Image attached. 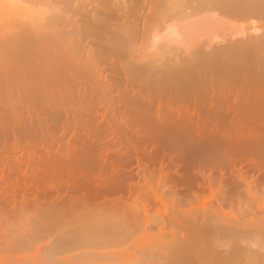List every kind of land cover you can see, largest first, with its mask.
Returning <instances> with one entry per match:
<instances>
[{
	"label": "rangeland",
	"instance_id": "obj_1",
	"mask_svg": "<svg viewBox=\"0 0 264 264\" xmlns=\"http://www.w3.org/2000/svg\"><path fill=\"white\" fill-rule=\"evenodd\" d=\"M230 1H234V0H226V3ZM236 1L243 2V1H254V0H236ZM15 2H18V3H15ZM15 2L14 3L16 4V6L17 4H19L17 8L11 7V9H9L8 11L6 9H2V11H0V16H1L0 17V49L13 48V49L34 52L36 53L34 55L35 57L34 60L37 63H40L43 60L48 59L54 65L57 66L59 64H62L61 63L62 60L60 59L63 58L67 60L66 62L68 63L70 68L68 67L69 69L66 70V73L63 75V77H61L58 80L63 81V82H68L69 88L77 96H80V95L81 97L88 96L87 99L89 98V99L96 100L97 98L95 99L91 97L94 94L95 95L94 97L98 96V100L103 99L104 100L103 102H105L106 100L110 102L111 104L110 103L109 104L113 108L112 107L109 108V110L111 111L109 112V115H113L114 113L117 115L118 114L120 115L124 113L127 116H131L135 120L142 116L141 118L145 117L144 122H147L149 121V117H148L149 114L150 116L151 114L153 116L154 112L156 111V109L154 110V108H157L158 107L157 105L159 103L169 104V103L183 102L181 104H184L185 102L191 101L194 97H196L197 93L200 96L201 92L203 93V91H205L206 89H210L212 87L217 88L218 86L222 87L224 85L233 86L234 88L239 89V90L244 89L246 90L247 93L251 94L255 92L256 88L258 87V84L260 83L264 84V82H238L239 78L235 77V75L242 74L241 70L228 69L226 68V65L225 67L223 65L224 64L223 57L225 58L228 57V54H226L227 51L233 48L232 45L235 46L239 43L238 39H240L242 35H245V34H255V35L263 34L264 35V10L249 13V14L229 12V11H226V9L223 7L225 3L224 0H15ZM206 6H209V7H206ZM207 8H210V9H207ZM238 32L240 33L238 34ZM70 49L72 50L74 49L73 51L77 50L76 51L77 60L70 58L71 56L69 55V53H67V51L68 50L70 51ZM178 51L180 53H178ZM30 56L32 57L33 55H30ZM247 59H250L249 55L247 56ZM221 60H222V63H221ZM38 67L41 68V66H38ZM255 72L250 74L252 79L261 77L262 74H264L262 73L264 71L260 72L261 74H258V73L255 74ZM12 78H13V81L15 82L16 78L14 77ZM29 78L35 79L36 80L34 81L36 82L35 87L38 86L35 88L36 92L38 93V95L36 93L37 96H35L36 99L38 98L37 101H35L36 99H33L32 97L28 98V96L30 97L29 94L26 95L27 96L26 98H28L27 100L34 103L32 104V105H35L34 111L32 112L31 116L25 113L27 116L24 114L23 116L24 120L21 119L22 122L21 120L19 122L17 121L16 123L12 122L11 125L8 126L10 127L9 131L10 129L12 130L13 127L15 126L14 124H16L12 132L17 131V133H21L19 134V137L22 138V140L27 141L30 138H31L30 140L33 139L32 141L35 144H37L35 140H37L39 144L42 140H45L46 138L47 139L49 138V140L52 139V137H54L52 134L56 131L60 132L59 133L60 136L56 132L55 136L58 135L59 137L58 136L54 137V139H52L53 143H54V140H56V143L59 142L60 140L61 141L66 140L65 138H68V137L67 135L65 137L63 134V128L65 126V124L63 123H66L69 121L68 111H66L67 110L66 104L64 103L62 104L61 100L58 101L57 98H53L49 95H46L47 93V91H45L46 87H45V84L42 83L44 81L43 80L44 78H42L43 81L40 80L41 77L39 75H33V76H30ZM1 90H2L1 91L2 94L3 93L9 94L11 93L10 91H12V86H10V84L1 86ZM23 94H27V93L23 92ZM137 104H141V105L139 106ZM148 104H149V107H148ZM0 107H2V109L0 108L1 109L0 112L2 111L1 113L3 115L7 113L9 116H11L12 114L11 106L9 108L8 105H0ZM146 107H148L149 110L151 108L153 112L152 113L149 112V114L147 115L148 108ZM140 113L142 114L141 116H140ZM6 116L7 115L5 114V117ZM40 117L41 118L43 117L42 119L44 122L41 121L42 119ZM65 117H68V118H65ZM7 119L9 123L10 122L9 117H7ZM139 120L137 122H140L141 125H145L148 123V122L147 123L143 122L144 124H142L143 120L142 119H139ZM59 122H62L61 125L59 124ZM57 125L59 129L57 128ZM52 126L55 127L54 130ZM186 127L184 128V125H180V126L175 127L171 132H168V133H165L166 130H163V127H161V131H162L161 134L162 133L163 134L159 135L160 138L162 137L161 139L164 144L166 143L167 146L171 144L170 146L172 150H173V147L175 148L173 152L175 154L177 153V155L175 156L177 158L176 160H178L177 161L178 164H171L169 161H164L161 164L160 161L158 162L155 161L156 163H158L156 165L154 161L151 163L149 159H152V158H150L148 155L149 157L148 159L146 154H145L146 156H143V154L140 155L143 158H145V159L142 158V161L144 160V163L150 169L154 168L152 170L153 172H156L159 174L162 171L164 172L166 176L165 178L166 186H164L165 189L170 190V191H177V192L180 191V193L183 192L185 195H187V190L189 193L190 191H193L195 189L194 187L198 188L197 179L198 181L199 180L201 181L200 171L203 170L205 172H211L213 176L215 177V179H218L217 181L219 185H220L219 181H222L221 183L223 185L222 184L220 185L221 190L226 191V193H228V196L230 195V197H232V199L228 197L227 200L229 199L230 201L234 202L232 209L235 211H232L231 209L230 210L231 212L234 213L235 216L233 215V213H232L233 215L232 216L231 212L230 213L227 212L226 214L228 213L229 214L227 216L224 215L225 217L223 216L224 217L223 220L225 219V221H227L226 223H228L227 225H229L230 223H232L230 225H233V229L231 230L229 229L230 232L228 233L226 232V234H224L225 233L224 232L222 235V233L218 234V232L213 230V232H215L214 233L215 237L216 238L218 236L219 237L217 239L211 238L213 240L210 239V237L212 236H209V239H201L202 244H201V241L198 244L197 243L198 241L193 240L195 242L194 243L191 240H187L191 238L190 235H189L190 237L188 236L189 238L186 237L188 233H186L183 238V235H181L180 232L177 233V231H175L174 233H172V236L170 235L171 232L170 233L166 232L167 234L163 235L164 238L163 237L161 238V236H159L160 240L162 241V242L160 241V245H157L159 243L155 241L153 242L155 243V248H154L153 247L154 245L152 243L153 246L151 245V248H150L151 250H152V247L154 248L152 251L149 249L150 245L147 243L146 244L140 243L142 245L140 246L139 244L138 246H135L136 248L134 246H131V247H134L135 249L133 250L132 248H130L132 251L128 247L130 245H128L126 252L128 253L130 250L131 253L133 252L135 254V255L134 254L132 255L130 253L128 256L129 258H128L125 254L123 257V254H122L126 250L124 249V245L125 246L127 245L126 239L124 240L125 242L124 243L122 241H119L120 237H117L119 238L118 239L119 242H117V247L115 243L112 244V247H111V242L113 238L111 240L110 238L112 235L108 239L110 241L109 243L110 245L109 244L107 245L105 241L107 240L108 236L106 237V235H104L105 234L104 232H106V230L104 232L102 231L104 234H101L102 232L100 233L99 231L103 229L102 227L97 228V229L93 228L95 230L93 232L97 233V235L98 234L99 236L100 234L104 235V236H100V238L104 237L102 240L106 239L105 241H103L105 244L99 238V242H98V239L95 241L99 246L96 243H94V241L92 242L93 244L90 242L91 243V244L89 243L90 245H86L88 243V242L85 243L86 241L92 240V239L87 240V234L88 233L90 234V232L92 234V230H93L91 229V227H88L86 231L85 230L80 231L78 229L80 232L77 231L78 232L77 236L79 237L80 235L81 240L83 238H86V241L82 240V242L80 241L79 245L78 244L76 245L75 242L79 243L78 240L80 239H78V237H76L77 238L76 239L75 238L76 234L74 233L69 232V235L68 234L67 236L65 235L68 232V230H70L71 228L68 229L69 226L67 227L63 225V222H64L63 221L62 223L60 222L56 225V226H59V229H57L58 227H56L55 229L48 228L49 231L45 233L46 234L45 240L46 241L48 240L49 242L42 246L40 250V255L44 256L46 254V256H49V261L47 260L49 263L48 262L47 263L48 264H94V263L95 264H101V263L102 264H105V263L106 264H115V263L116 264H126V263L127 264H166V263L167 264L169 263L170 264H197V263L199 264L200 263L201 264H218V263L219 264H223V263L230 264V262H232L231 259L233 257V260L235 258L236 259L240 258L236 261H240V263L243 262L242 264H264V251H262V249H264L263 248L264 246L263 247L261 246V245H264L263 244L264 243V228H263L264 218L259 217L262 214H263L262 216H264V213L262 212L261 214L257 213L255 215H258V216H255L256 218H253L254 216L253 214L258 211L256 210L254 211V213H250L252 214V216L248 214V216L251 217L250 219V217L247 216V213L249 212L246 210L245 207L243 208V210L245 209L244 211L240 209L242 213H240V211L238 212L239 207H237V205L239 204L238 202L236 203V201H238L240 196L243 197L241 198L242 201L247 199L246 194L245 195L243 194V192L245 193L247 191L246 190L247 186H245L246 182L245 183L243 182L245 181V179H247V181L249 180V182L251 181V184L254 190H258V192L259 191L262 192L264 190L262 188L264 187V177H263L264 171L259 172L257 170L258 168L254 169L255 167L253 168V166L248 164L247 161H246L247 163L245 162V158H243L242 155H241L242 163H239L240 165L238 164L234 167L230 162L229 154L224 153V149H223L224 142H221L223 140H221L219 136H217L212 131L209 132L211 134L207 133L205 135H199L198 133L195 132L194 129L191 128L190 130L189 127H188L189 129ZM258 127L260 128L262 127V132H264L262 125ZM159 128L160 127L158 126L154 130L156 131L158 130L157 132L160 133ZM39 129L41 131H39ZM45 129L48 131H44ZM42 130L44 131V133ZM9 131L7 130L8 133L6 132V130L4 131V133L3 131H0V137H2L1 139L9 138V140L11 141L13 138V136L11 135L13 133L10 135L9 133L11 132ZM45 132H49L47 134H50V135H47L45 137L44 136L46 135ZM165 134L166 135L169 134L170 138H169V135L165 136ZM35 136L36 138L37 137L38 138L35 139ZM42 136L45 139H43ZM48 136H50L51 138ZM180 136L182 139L180 138ZM200 136H203V137H200ZM171 137L172 139L174 138L173 141ZM263 137H264V133H263L262 140H261L263 142L261 141L259 143L257 142V145H255L256 144L255 143L252 147L253 149L251 148V151L249 150L251 153L253 152L254 155L256 156L258 155L257 157L255 156V158L258 161H261V162L263 161L262 168L264 167V147H263L264 138ZM56 138H59V140L57 141ZM68 140L69 139H67V141ZM80 140H83V138L80 137ZM88 143L89 142H87V144L84 145L83 148L81 149L85 150V148H88L87 149L88 151L94 150L93 153H91L92 151H90L89 154L85 153L87 152V150L82 151L83 152L82 153L80 149L75 154H73L74 156L75 155L77 156L78 154L79 160L78 158L77 160H74L76 157H74L73 155L72 156L74 158L71 156L70 158H66L65 161L61 160L62 159L60 155L61 153L58 152L57 149H55L56 147H53L54 152L55 151L57 152H55V156L50 158L49 160L50 162L46 164L48 170H51V169L54 170L53 167L55 164L58 166L59 169L61 168L62 170H66L70 166L74 165L77 167L79 171H82V169L83 170L86 169L88 165L90 166L91 161L93 162L92 166L93 164L99 165L101 161V153H102V151L100 150L101 147L98 144L99 142H97L96 144L95 143L88 144ZM260 143L263 146L260 145ZM256 149L258 150L256 151ZM80 153H82V155L84 156H82ZM90 153L92 154V156L90 155ZM132 154L133 153H131L130 155L133 156L134 154L133 155ZM87 155L90 156V158H88ZM239 156L240 155L237 156V159L240 158L239 160H241V157ZM245 156L247 157L250 155H245ZM129 157H127L126 160L123 162L122 170H123V167L124 169L125 168L126 169L125 171L123 170L124 173H122L123 171L121 172V179L124 178L122 179L124 182L120 179L121 181L119 182L121 185L119 184L118 187L117 185L119 182H115V183L109 182L108 184H106V186L103 185L105 188L104 187L102 188L101 186H98L97 183L92 178L85 179L84 177V178H79V180H76L74 183H71L70 186L68 185L60 186V188L56 192H54L55 190H52V192L51 190L44 191L36 198L29 199L28 202H31L33 204L36 203L37 205L39 204V205H42L43 207L44 205L47 207L50 206L48 207L49 210L47 209V207L43 210L42 206H40L42 209H38L39 205L34 207L31 204L32 207L35 208V210H36V207H38L37 210H39L41 213L43 211V213H46V214L50 213V215L51 213L52 215H54L55 212H56L55 215L60 214L61 212H64L65 208L68 205H70L73 202L72 205L70 206H74L73 204L80 202L81 198L83 201L85 200V202L87 203L91 202L89 203V206L91 207L92 205L93 207L94 205L95 209L99 208V206H101V209L103 210L104 209L108 210L110 206L112 207V209L116 208V206L120 207L119 206L120 204L119 205L117 204L120 202L119 198H121L123 195L126 194V192H124L123 194V191H125L124 188L125 189L127 188L126 190H128L129 189L128 187L131 186V183L133 185L135 184L134 178L137 180L139 176V172L134 173L135 169L136 171L137 169L139 171V168H137L138 166L135 164V162L132 164L134 160L137 161V158L132 157L130 159L131 161L130 164L132 165L131 166L128 162ZM250 158H253V157L250 156ZM36 159L37 161L39 160L38 157H36ZM228 159H229V162H228ZM69 160H72V161H69ZM77 161L79 163H83L84 161V163L82 164V166H80V164L78 165V163H76ZM85 163L87 166L85 165ZM134 164L137 167L134 166ZM162 165H164V167H162ZM92 166H90L89 168H92ZM128 169H130L132 172L129 171ZM89 170H92V169H89ZM189 172L190 174H188ZM191 173H192L191 177L193 178H190L189 176H187L186 178V175H191ZM122 174L123 175L125 174V176L127 175V177L128 176L129 177L126 179V177L123 176ZM136 174L138 175L137 177H135ZM159 174H156V175L158 176ZM196 174L200 178L197 177L196 179L195 177V180H194L193 175L196 176ZM198 174H200V176ZM130 175L131 177H133L134 175L135 176L133 177V179H131ZM169 178L170 179L172 178V179L170 180ZM188 178L196 181L195 185H194V182ZM183 179H186V180H184L183 182L181 181L183 184L181 185V183L179 182L180 180H183ZM188 180L190 181V183H188ZM128 181L129 182L131 181L130 185H128L129 184ZM176 183H179V184H176ZM124 184H126L128 187L126 185L125 187ZM186 184L188 186L189 184L190 185L192 184L191 186H194V187L190 188L191 186H189V189H188L187 188L188 186ZM120 186L123 189V191L120 188ZM183 186L186 189L183 188ZM61 189L65 190L66 192ZM70 190L73 191L72 194H71L72 191ZM112 190H115L113 191L114 195L113 194L110 195L112 193L111 192ZM107 191L109 192V194L107 195L109 197L106 196V194L108 193ZM238 191H240V193ZM57 192L59 193L57 194ZM81 192H83L84 194ZM91 192H93L94 194ZM87 193H89V195H87ZM118 193L121 195H119ZM95 194H97L98 197ZM73 196L76 198H74ZM85 196H87V198L88 196H90V198L87 199ZM91 197L92 198L95 197V198L92 199ZM68 201H69V204H68ZM121 202L123 203L124 199L121 200ZM15 205H16L15 202H10L9 206L11 207V210L15 208ZM70 206L68 207L71 208ZM111 207L108 211L107 210L105 211H107L108 215L111 216V218L108 216L110 218L109 220L114 221L116 220V218L112 217V214L110 212V210H112ZM226 208L228 210L229 206H227ZM92 209H94V207ZM66 210H68V208H66ZM103 210H101L100 212H105ZM34 212L35 211H32V213L31 212L29 213V217L27 220L28 222L26 221V219H24L26 221L25 223L23 222L24 225L27 226L28 223L34 224L31 221L33 220L35 222L36 220H38L36 219L37 216H32ZM107 212L104 213L106 215L102 214L103 215L102 217L104 219H106ZM243 212H246V214L245 213L243 214ZM34 214L36 215V212ZM153 214L156 215V213L154 212ZM61 215L62 214H60V216ZM229 215H231V217L233 218H231ZM32 217L33 218L35 217L34 218L35 220L32 219ZM30 218L31 220H29ZM241 219H242V222H241ZM112 221L111 223H107V224L112 225L113 229L116 228V226L118 227V225H115V223L113 222V224L115 225L114 226L112 224ZM245 222L247 223L245 224ZM36 223L38 222L36 221ZM60 224H62V227L65 226L67 228L65 229L62 228ZM234 224H236V226ZM247 225L250 226V228L249 227L246 228ZM109 226L107 225L109 229V231L108 229L107 231L110 233L111 230ZM52 227L54 228L55 226H52ZM236 227H238L239 230ZM261 227L263 228L262 230H257V228L261 229ZM73 230L75 229L73 228L71 231ZM84 231H85L86 237H84L85 235ZM255 232L259 234H256ZM72 234H73L72 236L73 238L71 237ZM175 234L177 237L175 236ZM94 235L96 237V234ZM159 237L156 240H159ZM165 238L169 240V241L167 240L166 243H165L166 240L163 241V239ZM73 239L75 242L72 241ZM122 239L124 238H121V240ZM61 241L63 242V244L66 241L65 244L67 243L66 245L68 247L67 246L63 247L64 245L63 246L61 245L62 244ZM257 241H260L258 245H256L258 243ZM172 242L173 244H171ZM161 243H162V246H161ZM134 244L136 243H133L132 245ZM226 244H228L229 247H227L228 245ZM70 245L74 247L71 248ZM93 245H95V247H93ZM104 245H107V246H104ZM61 246L62 248H60ZM239 246L241 247V249ZM91 247H93V249ZM138 247H143L144 250L142 248H140L139 250ZM67 248H69L68 250L70 249L71 250L68 251L66 250ZM228 248H229V251H227ZM97 249H99V251ZM236 249H238V251ZM120 250H121V253H120ZM142 250L143 252H141ZM177 250L178 251L180 250V251L177 253L176 252ZM235 250L236 252H232ZM240 250L241 252L243 251L246 252L248 250L247 252H253L257 254L256 256L258 257L257 259L252 258L250 260V258L248 259L247 257L245 258V256L243 257L242 255H240L241 253ZM101 251H104V253H101ZM137 251H139V253H136ZM260 251L262 253L261 255H260ZM194 252H196V254ZM97 253H100V254H97ZM175 253L177 254L178 257L176 256ZM121 254H122V257H119L118 255L121 256ZM226 254H228L227 261H229V263H227L226 261V257H225L227 256ZM237 254L239 256H237ZM104 255H105V258H104ZM229 255L230 256L233 255V256L230 257ZM115 256L116 258L118 257L120 260L118 261V258L116 259ZM121 258L122 259L124 258V259L122 260ZM127 258H128V261H127ZM114 259L117 260L118 262L115 261Z\"/></svg>",
	"mask_w": 264,
	"mask_h": 264
},
{
	"label": "bare ground",
	"instance_id": "obj_2",
	"mask_svg": "<svg viewBox=\"0 0 264 264\" xmlns=\"http://www.w3.org/2000/svg\"><path fill=\"white\" fill-rule=\"evenodd\" d=\"M224 1H225V3L223 5V7L226 9V11H229V12H234V13L236 12V13H240V14H242V13L249 14V13L264 10V0L243 1V2L242 1L239 2V1L234 0V1L227 2V3H226V0H224ZM14 2H15V0L14 1L13 0H0V11H2V9H6L8 11L9 9H11V7L17 8V6L19 4H17V6H16L15 3H18V2H15V3ZM206 7H209V6H206ZM214 7H212V8H214ZM210 8H207V9H210ZM240 32H238V34ZM254 32H256V31H254ZM261 35H263V34H261ZM261 35H258V34L257 35H255V34L242 35L243 38L241 37L240 39H238L239 43L235 46L232 45L233 48L229 49L227 51L226 54H228V57L227 58L223 57L224 60L222 59L223 63H224L223 64L224 67L226 65V68H228V69H239V70H241L242 74H236L235 75V77L239 78L238 82H264V74H262L261 77H257L254 79H252V77L250 75L255 71H256L255 74L256 73L261 74L260 72L264 71V37H263L264 35L263 36H261ZM209 46H211V45H209ZM73 50L70 49V51L68 50L67 53H69V55L71 56L70 57L71 59L77 60V52H76L77 50H75V51H73ZM190 51H191V49H190ZM178 53H180V52L178 51ZM35 54L36 53H34V52H29V51H24V50H19V49H13V48H6V49L2 48V49H0V105H8L9 108H10V106L12 107L11 108L12 109L11 116H9L7 113H5L7 115L5 117V114L3 115L1 113L2 111L0 112V131H3V133L5 130H6V132H7V130L9 131L10 127H8V126H10L12 122L16 123L17 121L19 122L21 119H23V116L25 113H27V115L31 116L32 112L34 111L35 105H32L34 103L30 102L27 99L31 98V97L33 99H36L35 96H37L38 93L36 92L35 88L38 86L35 87L36 82H34V81H36V80L31 79L29 77L33 76V75H39L41 77L40 80H42V78H44L43 79L44 81L42 80L43 81L42 83L45 84V87H46L45 91H47L46 95H49L53 98H57L58 101L61 100L62 104L63 103L66 104V109H67L66 111H68L69 121L67 120L68 122L63 123V124H65V126L63 128V134L65 137L67 135L68 138H65L66 139V140H64L65 143L63 140L62 141L60 140L57 143H56V140H54V143H53L52 139H54V137L58 136L60 133V132L56 131L58 135L55 136L56 132L53 131L54 133L52 132L53 133L52 135L54 137H52V139H50V140H49V138L45 139L42 136V138L45 139L42 141L39 140L42 142V144H41V142L38 144L37 140H35L38 137L36 138V136H35L34 140L37 143V144H35L32 141L33 139L30 140L31 139L30 138L27 141H25L19 137V134H21V133H17V131L12 132L14 127L16 126V124H14L15 126L13 127V129L12 130L10 129V131H9V132H11V133H9L10 135L13 133L11 135V136H13L11 141L9 140V138L8 139L7 138L1 139L2 137H0V139L2 140V142L0 140V142H1L0 143V264H41L42 262L44 263L45 261H46L45 263H47L49 261V256H46V254L45 255L43 254L44 256L40 255V250H41L42 246L49 242L48 240L47 241L45 240V235H46L45 233L47 231H49L48 228L49 229H55L56 227H58L57 229H59V226H56V225L60 222L62 223L63 221H64L63 225H65L67 227L69 226L68 229L71 228L70 230H68V232L65 235L66 236H67V234L69 235V232L74 233V234H76L75 238L78 237L77 231H79V230L80 231L81 230L86 231L88 227H91V229H93V228L97 229V228L102 227L104 230L102 229L101 231H99L100 233L102 231L104 232L106 230V232H104L105 234L103 232L101 234L106 235V237L108 236L107 240L105 239L107 242L105 240H102L104 237L100 238V236H104V235H101V234H100V236H99V234L97 235V233L93 232V231H95L93 229L92 234L90 232L92 237L90 236L89 233H88L89 235L87 234V240H89V239H92V240L86 241V238L82 239L83 241H86L85 243L88 242L86 245H90L93 241H94V243H96L95 241L97 239L99 242V238H100V240H102V242L105 241V243H107V245H108L110 243V241L108 239L112 235L113 237L111 236V238H110V240L113 238L112 242H111V247H112V244H114V243L116 244V247H117V242H119V241L124 242V240L126 239L127 245L125 246L122 243L124 245V249H126L124 251L125 253L124 252L122 253L123 257H124V254L128 257L132 251L130 248L135 250L134 247L138 246L140 243L149 244L150 245L149 249L151 248L152 243L155 241L157 243H159L157 245H160L161 240H160L159 236H161V238H162L164 234H167L166 232H169V233L171 232V234H170L171 236H172V233H174L175 231H177V233L180 232L181 235H183V238H184L185 234L188 233V235H186V237H188L190 235L191 238H189L190 237L189 236L188 237L189 239H187V238L186 239L191 240V241H193V240L198 241L197 243L199 244L201 239H209V236H212V237H210V239L216 238L215 234H214L215 232H213V230L218 232V234L222 233V235H223L224 232H225L224 234H226V232L228 233V232H230L231 229H233V225H230L232 223L227 225L228 224V223H226L227 221H225V219L223 220V218L225 216H227L231 212V210L235 211L232 209L234 202L230 201L229 199L227 200V198L230 197V195L228 196V193H226V191L221 190L220 185L222 184L221 183L222 181H219L220 182V185H219L218 181H217L218 179H215V177L213 176V174L211 172H205L203 170L202 171L199 170L200 174H201V181L200 180L198 181L197 174H196V176L193 175L194 180H195V177L197 179L198 188L191 186L193 183L191 185L189 184V186H191L190 188L194 187L195 189L193 188L194 190L190 191L191 193L190 192L188 193V190H187V195H185L182 191H181L182 193H180V191L177 192V191H170V190L165 189L164 186H166V180H165L166 176H165L164 172L162 171V172H160V174L153 172L152 170L154 168L150 169L144 163V160L142 161L143 157L140 155L141 154H143V156L147 155L148 159H149V157L154 159V160L149 159L151 161V163L153 161L154 162L160 161V163L162 164L164 161H169L171 164H178L177 163L178 160H176L177 158L175 156V155H177V153L175 154L173 152L175 150V148L173 147V150H172L171 146H170L171 144L169 145L170 147L167 146L166 143L164 144L162 139H161L162 137L160 138L159 135L162 132L161 127H163V130H166L165 133H168V132H171L175 127L180 126V125H184V128L186 126H187L186 128L189 127L190 130L192 128L199 135H205V134L209 133L210 131H212L217 136H219L221 138V140H223L221 142H224L223 143L224 153L229 154L230 162L234 167L236 165H238L239 163H242V157H241V155H242L243 158H245V162L247 161L248 164L253 166V168L255 167L254 169L258 168L257 170L259 172L264 171L263 170L264 167L262 168V162L263 161L262 162L258 161L255 158L256 155H254L253 152H252L253 154L250 152L253 145L255 143H256L255 145H257V142L259 143L262 140V136L264 133V132H262V127L261 128L258 127V126L262 125L263 131H264V84L263 83L258 84V87L255 90L256 93L254 92L251 94L247 93L246 90H244V89L239 90V89L234 88L233 86L224 85L222 87L218 86L219 88L218 87L217 88L212 87L210 89H206L205 91H203V93L201 92L200 96L197 93L196 97H194L191 101L185 102L184 104H181L183 102L169 103V104L159 103L157 105L158 107L156 106L157 108H154V110L156 109V111L154 112L153 116H152V114H151V116L149 114V112L152 113L153 110L151 108H150L151 111L149 110V108H148L149 104H148V107H146V108H148L149 111L145 108L148 112L147 115L149 114V116H148L149 121H147L148 122L147 123V122H144L145 117L141 118L142 112L140 113L141 117H139V115H138L139 118L136 120L134 118H132L131 116L125 115L124 113L120 114V115L119 114L117 115L115 113L113 115H109V112H111L109 110V108H111L112 106H110L111 103L108 102L107 100H106L107 103H106V101L103 102L104 101L103 99L98 100V96L94 97L95 96L94 94L91 97L95 98V99L97 98L96 100L89 99V98L87 99L88 96L87 97H84V96L81 97V95L80 96L75 95L71 91V89L69 88L68 82H63V81L58 80L61 77H63V75L66 73V70L70 68V66L66 62L67 60H65L63 58L60 59V60H62V62H61L62 64H59L57 66L54 65L48 59H45L42 62L37 63L34 60ZM30 55H33V56L31 57ZM248 55L250 56V59H247ZM222 60H221V63H222ZM38 66H41V68H39ZM34 68H36V69H34ZM32 69H34V70H32ZM262 73H264V72H262ZM12 77L16 78L15 82L13 81ZM229 82H231V81H229ZM7 84H10V86H12V91L9 90L11 92L9 94L5 93L7 95H5L3 93L5 95L4 96L1 92L2 91L1 86L7 85ZM23 92L27 93V94H23ZM36 93H37V95H36ZM28 94L30 95V97L28 96V98H26L27 97L26 95H28ZM90 95H89V97H90ZM99 98H101V97H99ZM37 99L35 101H37ZM49 99H50V97H49ZM104 99H106V98H104ZM137 105L140 106L141 104H137ZM0 108L2 109V107H0ZM136 108H137V106H136ZM133 109H134V107H133ZM37 111H39V110H37ZM133 111H132V113H133ZM112 113H113V111H112ZM7 117H9V121H10L9 123L10 124L8 123ZM37 118H38V116H37ZM65 118H68V117H65ZM139 119H142V120L144 119L142 121V124H144V123H147V124L141 125L140 122H137ZM34 120H35V118H34ZM146 120H148V119H146ZM41 121H43V119ZM139 121H141V120H139ZM21 122H22V120H21ZM33 122H35V121H33ZM61 123L62 122H59L60 125H61ZM43 124H45V123H43ZM43 124H42V126H43ZM47 124H48V122H47ZM158 126L160 127L159 128L160 133L157 132L158 130L157 131L154 130ZM48 128H49V126H48ZM57 128H58V125H57ZM57 128H56V130H57ZM40 129H39V131H41ZM42 129H44V128H42ZM46 129L44 131H48ZM54 129H55V127H53V130ZM44 131H43V133H44ZM51 131H52V129H51ZM58 131H60V130H58ZM45 133H46V135L43 134L45 137L47 135H50V134H47L49 132H45ZM30 134H31V132H30ZM169 134H167V135H169ZM178 134H180V133H178ZM209 134H211V133H209ZM41 135H42V133H41ZM167 135L165 134V136H167ZM64 136H62V137H64ZM213 136H214V134H213ZM48 137H50V136H48ZM62 137H60V138H62ZM80 137L83 138V140L84 139L85 140L84 141L80 140ZM172 137H171V139H172ZM200 137H203V136H200ZM169 138H170V135H169ZM174 138H175V136H174ZM180 138H181V136H180ZM56 139H57V141L59 140V138H56ZM62 139H64V138H62ZM67 139H69V140L67 141ZM173 139H172V141H173ZM178 140H179V138H178ZM80 141H82V142H80ZM60 142H62V143H60ZM87 142H89L88 144H91V143L96 144L97 142H99L98 144L102 148V149L100 148L102 153H101V161H100L99 165L93 164V166H94L93 167L92 166L93 162L91 161L90 166H92V168H89L90 166L89 165L87 166L86 163H85V165L87 166L86 169L89 168L92 170H89V169L83 170L82 169V171H79L77 169V167L74 165L70 166L66 170H62L61 168L59 169L58 166L55 164L53 167L54 170L51 168H50L51 170H48L46 164L48 162H50L49 161L50 158L55 156V152H57V151L54 152L53 147H56L55 149H57L58 152L61 153L60 154L61 158H62L61 160L65 161L66 158H70L78 150L83 148V146L86 145ZM261 142H263V141H261ZM188 144H189V142H188ZM260 145H262V144L260 143ZM219 146H218V148H219ZM87 149L88 148H85V150L81 149V152L86 151ZM257 150L258 149H256V151ZM260 150H262V149H260ZM90 151H92V150H90ZM90 151L87 150V152H85V153L89 154ZM93 151L91 153H93ZM247 151L249 152V154ZM82 153H80V154L82 155ZM91 153H90V155L92 156ZM131 153H133L135 156L133 154H132L133 156H131L130 155ZM250 153L254 156H252ZM129 155H130V157H129ZM148 155H149V157H148ZM238 155H240L239 157H241V160H239L240 158L237 159ZM245 155H250L253 158H250V156L246 157ZM260 155H261V153H260ZM78 156H79L78 154H77V156L75 155L74 157H76V158L74 160H77V158L79 160ZM82 156H84V155H82ZM36 157L39 158L38 161H37ZM87 157L90 158V156H88V155H87ZM127 157H129V159H128L129 164L131 163L130 159L132 157L137 158V161L134 160V158H133L134 161L132 162V164L135 162V164L138 166L137 167L134 164V166L139 168V171H138V169H137V171L135 169L134 173L139 172V176L137 174H136V176L134 175L135 177L138 176L137 180L134 178V180H135L134 185L131 183V186L128 187L126 184H124V186L126 185L129 188L128 190H126L127 188L126 189L124 188L125 191H123V189L120 186V188L123 191V194H124V192H126L127 195L125 194V195H123L125 197L122 196L121 198H119L120 202H121V200L124 199L123 203L122 202L120 203L118 201L119 203L117 205L120 204L119 205L120 207L116 206V208H114L115 207L114 206L113 207L114 209H112V207L110 206L112 209V210H110L112 217L116 218V220H114V221L109 220L111 218V216L108 215V212H107L110 209L109 206H108L109 207L108 210L107 209H104V210L101 209V206H99V208L95 209L94 205H93L94 209H92L93 208L92 205H91V207L89 206V203H91V202L87 203V202H85V200L83 201L82 198L80 199L81 200L80 202L73 204L74 206H70V205H72L73 202L70 205H68L71 208H69L67 206L66 208H68V210H66V208H65V211L60 213V214H62L61 216H60V214L55 215L56 212L54 215H52V213H51V215H50V213L49 214L43 213V211L41 213L39 210H37L38 207H36V210L34 208L35 206H38L39 204L37 205L36 203L33 204L31 202H28L29 199L36 198L37 196H39L44 191L51 190V192H52V190H55L54 192H56L60 188V186H63V185L70 186L71 183H74L76 180H79V178H84V177H85V179H91L92 178L97 183V185L101 186L102 188L104 186H106V184H108L109 182H114V183L119 182L122 179H124V178L121 179V172L123 170L125 171V169H126V168L124 169V167H123V170H122V166H123V162L126 160ZM99 159H100V157H99ZM143 159H145V158H143ZM74 160H73V162H74ZM91 160H92V158H91ZM69 161H72V160H69ZM243 161H244V159H243ZM85 162H86V160H85ZM228 162H229V159H228ZM76 163H78V165L80 164V166H82L84 161H83V163H79L78 161ZM157 164L158 163H156V165ZM162 167H164V165H162ZM172 168H173V166H172ZM132 169H134V168H132ZM80 170H81V168H80ZM128 170L131 171L130 169H128ZM124 171L122 173H124ZM156 174H159V175L157 176ZM188 174H190V172ZM200 174H198V175L200 176ZM123 176H125V174ZM187 176H189L190 178H193V177H191L192 173H191V175H186V178H187ZM125 177L127 179L129 176L127 177V175H126ZM133 177H131V175H130L131 179H133ZM219 177H220V175H219ZM181 178H183V177H181ZM190 178H188V179H190ZM198 178H200V177H198ZM184 180H186V179L180 180L179 183H181V185H183L182 182ZM190 180H192V179H190ZM194 180H192V181L194 182V185H195L196 181H194ZM130 182L128 185H130ZM243 182L244 183L246 182L245 186H247V189H246L247 191L245 193L243 192L244 195L246 194L247 199L242 201L241 198H243V197L240 196L238 201H236V203L238 202V204H239V205H237V207H239L238 212L240 211V213H242L241 210H243V208L245 207L246 210L249 212V213H247V216H248V214L252 216V214H250V213H254V211L258 210L259 212L257 211L253 214L254 215L253 218H256L255 216H258V215H255V214H257V213L261 214V212L264 213V190L262 192H260V191L258 192V190H254L252 187L251 181L249 182V180L247 181V179H245V181H243ZM179 183H176V184H179ZM188 183H190L189 180H188ZM119 184H120V182L118 183V185L116 183L117 187L119 186ZM116 185H115V187H116ZM169 185H170V183H169ZM189 186L187 187L188 189H189ZM183 188H185V187L183 186ZM262 188L264 189V187H262ZM63 189H61V190H63ZM260 189H261V187H260ZM190 190H192V189H190ZM63 191H65V190H63ZM70 191H72V190H70ZM86 191H88V190H86ZM113 191H115V190H112L111 191L112 193L110 195H112L114 193ZM236 192H237V190H236ZM238 192L240 193V191H238ZM58 193L59 192H57V194ZM72 193H73V191L71 192V194ZM81 193H83V192H81ZM91 193H93V192H91ZM120 193H122V192H120ZM108 194H109V192L106 194V196ZM243 194H242V196H243ZM61 195H62V193H61ZM87 195H89V193H87ZM95 195L97 196V194H95ZM119 195H121V194H119ZM239 195H241V194H239ZM85 197L87 198V196H85ZM107 197H109V196H107ZM74 198H76V197H74ZM88 198H90V196H88ZM93 198H95V197H93ZM230 198L232 199V197H230ZM97 200H98V198H97ZM97 200H96V202H97ZM69 201H68V204H69ZM10 202L16 203L15 208L14 209L12 208L15 211L11 210V207L9 206ZM31 204L34 207H32ZM226 205L229 206L228 210L226 208L227 207ZM40 206H42V205H39L38 209H42ZM46 207L47 206L44 205L43 210ZM48 207H50V206H48ZM48 207H47V209H48ZM57 208H59V207H57ZM101 210H103V211L107 210V211H105V212H107L106 219H104L102 217L103 216L102 214H104L105 212H100ZM32 211L36 212V215L34 214L35 213L34 212L32 214V216H37L36 219H38V220H36V221L38 223H36V221L34 222L32 220L31 222H33L34 224H31V223L27 224L26 223L27 224V226H26V225H24V223L28 220L29 213L30 212L32 213ZM37 211H39L40 213ZM153 212L156 213V215L153 214ZM227 212H229V213L226 214ZM232 213L233 212H231V215H232ZM244 213L246 214V212H243V214ZM96 214H98V215H96ZM236 214H238V213H236ZM243 214H242V216H243ZM104 215H106V214H104ZM231 215H229V216L231 217ZM233 215H234V213H233ZM262 215H260L259 217L264 218V216H262ZM69 216H71V217H69ZM118 216H120V217H118ZM245 216H244V218H245ZM64 217H65V219H64ZM248 217H250V216H248ZM34 218L32 217V219H34ZM231 218H233V217H231ZM24 219H26V221ZM250 219H251V217H250ZM29 220H31V218ZM111 221H112V224L114 222L115 225H118V227L116 226V228L113 229L112 225L107 224V223H111ZM238 222H239V220H238ZM241 222H242V219H241ZM64 223H66L68 225H66ZM246 223L247 222H245V224ZM241 224H243V223H241ZM107 225L108 226L110 225L109 226L110 230H111L110 233L108 232L109 229H108ZM234 225L236 226V224H234ZM52 226H55V227L53 228ZM60 226L62 227V224H60ZM65 226L62 228H64V229L67 228ZM50 227H52V228H50ZM247 227L250 228V226H248V225L246 226V228ZM73 228L75 230L71 231ZM236 228L239 230L238 227H236ZM263 228H264V226H263ZM263 228L262 227H261V229L257 228V230H262ZM64 229H62V230H64ZM91 229H90V231H91ZM107 229H108V231H107ZM117 229L118 230L121 229V230L118 231ZM114 230L115 231L117 230V231L115 232ZM51 231H53V230H51ZM85 231H84V234H85ZM93 233L96 234V237ZM108 234H110V235H108ZM218 234H217V236H218ZM256 234H259V233H256ZM256 234H255V236H256ZM65 235H64V237H65ZM72 236H73V234L71 235V237ZM115 236H116V238H115ZM175 236H176V234H175ZM84 237H86V234L84 235ZM117 237H120L119 241H118L119 238H117ZM158 237H159V240H156ZM121 238H124V239L121 240ZM78 239H80V235H79ZM65 240H66V238H65ZM82 240L81 239L78 240L79 243H76L74 241V239L72 241H74L76 245L77 244L79 245L80 241L82 242ZM113 240H114V242H113ZM167 240L168 239H166V238L163 239V241H165V243L167 242ZM211 240H213V239H211ZM217 241H219V240H217ZM224 241H225V239H224ZM61 242H60V244H61ZM65 242H64V244H63V242L61 244L62 246L64 245L63 247L67 246L66 245L67 243L65 244ZM67 242H68V240H67ZM236 242H237V240H236ZM257 242L258 243L256 245H258L260 243V241H257ZM128 243H130V244H128ZM133 243H136L137 245L136 244L132 245ZM222 243H220V244H222ZM171 244H173V242ZM201 244H202V241H201ZM107 245H104V246H107ZM128 245H130V246H128ZM141 245L142 244H140V246ZM149 245H147V246H149ZM153 245L152 246L155 248V243H153ZM226 245H228V244H226ZM62 246L60 248H62ZM127 246L131 250V251L129 250L128 253L126 252ZM131 246H134V247H131ZM147 246H145V247H147ZM161 246H162V243H161ZM166 246H167V244H166ZM261 246L263 247L264 245H261ZM70 247L73 248L74 246L72 247L70 245ZM93 247H95V245H93ZM93 247H91V248L93 249ZM153 247H152V250L154 249ZM227 247H229V245ZM69 248H67L66 250H68ZM140 248L143 249V247H138L139 250H140ZM171 248H173V247H171ZM242 248H243V246H242ZM99 249H97V250L99 251ZM240 249H241V247H240ZM70 250H68V251H70ZM121 250H120V253H121ZM143 250L141 252H143ZM236 250L238 251V249H236ZM236 250L232 251V252H236ZM163 251H164V249H163ZM179 251L177 250L176 252L178 253ZM227 251H229V248ZM247 251L241 252V250H240V252H241L240 255H242L243 257L245 256V258L247 257L248 259L250 258V260L252 258L257 259V257H258V256H256L257 254H255L253 252H247ZM252 251H254V250H252ZM262 251H264V249H262ZM174 252H175V250H174ZM181 252H182V250H181ZM101 253H104V251H101ZM136 253H139V251H137ZM194 253L196 254V252H194ZM97 254H100V253H97ZM122 254H121V256L120 255H118V256L122 257ZM131 254L133 255L134 253L132 252ZM229 254H230V252H229ZM258 254H259V252H258ZM261 254L262 253L260 251V255ZM226 255L227 256H225V257H226V261H227L228 254H226ZM98 256H100V255H98ZM98 256H97V258H98ZM148 256H150V255H148ZM176 256H177V254H176ZM212 256H214V255H212ZM232 256L233 255H231L230 257H232ZM237 256H239V255L237 254ZM155 257H157V256H155ZM155 257H154V259H155ZM101 258H103V257H101ZM104 258H105V255H104ZM110 258H108V259H110ZM115 258H116V256H115ZM128 258H127V261H128ZM214 259H216V258H214ZM228 259H230V258H228ZM238 259H240V258H238ZM238 259L235 258L233 260V257H232V259H231L232 262H230V264H242L243 262L240 263V261H236ZM119 260L120 259L118 258V261ZM125 260H126V258H125ZM242 260H244V259H242ZM115 261H117V260H115ZM222 262H220V263H222ZM227 263H229V261H227ZM197 264H199V263H197Z\"/></svg>",
	"mask_w": 264,
	"mask_h": 264
}]
</instances>
